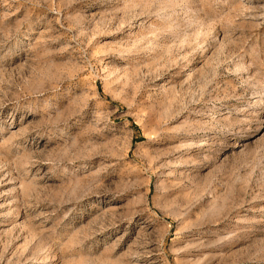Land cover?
Here are the masks:
<instances>
[{
    "label": "rangeland",
    "instance_id": "374dc122",
    "mask_svg": "<svg viewBox=\"0 0 264 264\" xmlns=\"http://www.w3.org/2000/svg\"><path fill=\"white\" fill-rule=\"evenodd\" d=\"M0 264H264V0H0Z\"/></svg>",
    "mask_w": 264,
    "mask_h": 264
}]
</instances>
